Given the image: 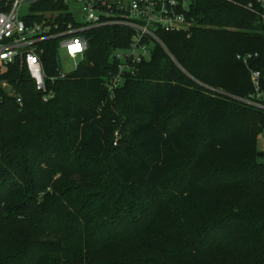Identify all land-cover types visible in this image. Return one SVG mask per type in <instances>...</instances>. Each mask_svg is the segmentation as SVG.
<instances>
[{
  "label": "trees",
  "instance_id": "1",
  "mask_svg": "<svg viewBox=\"0 0 264 264\" xmlns=\"http://www.w3.org/2000/svg\"><path fill=\"white\" fill-rule=\"evenodd\" d=\"M189 14L113 97L121 27L83 32L84 60L48 101L24 66L0 67L15 94L0 85V264H264V112L233 98L252 91L237 54L264 70V23L224 0Z\"/></svg>",
  "mask_w": 264,
  "mask_h": 264
},
{
  "label": "built area",
  "instance_id": "2",
  "mask_svg": "<svg viewBox=\"0 0 264 264\" xmlns=\"http://www.w3.org/2000/svg\"><path fill=\"white\" fill-rule=\"evenodd\" d=\"M241 4L264 23V0H224ZM190 0H0V67L16 62L24 66L43 101L55 95L52 85L74 71L85 58L87 38L83 32L106 26L129 32L125 47L113 50V68L105 78L109 97L125 79L135 73L137 64L150 58L152 48L166 46L162 32L189 33L194 24L189 14ZM54 41L56 73L43 69L42 44ZM70 60L68 70L61 66V54ZM256 52L239 53L236 58L249 70L252 91L239 102L264 112V70L250 67ZM8 95H15L7 81L0 82ZM20 103V98L17 97ZM264 139V128L259 134Z\"/></svg>",
  "mask_w": 264,
  "mask_h": 264
},
{
  "label": "rangeland",
  "instance_id": "3",
  "mask_svg": "<svg viewBox=\"0 0 264 264\" xmlns=\"http://www.w3.org/2000/svg\"><path fill=\"white\" fill-rule=\"evenodd\" d=\"M61 66L63 69L68 70V67L70 65V60L68 57L63 53L61 54ZM7 91V90H6ZM257 149L259 151H264V139L262 136H258L257 138Z\"/></svg>",
  "mask_w": 264,
  "mask_h": 264
}]
</instances>
